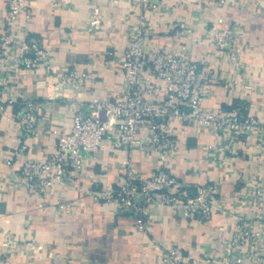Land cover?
I'll use <instances>...</instances> for the list:
<instances>
[{
	"label": "crops",
	"instance_id": "0c3cea01",
	"mask_svg": "<svg viewBox=\"0 0 264 264\" xmlns=\"http://www.w3.org/2000/svg\"><path fill=\"white\" fill-rule=\"evenodd\" d=\"M157 10L146 12L153 33L148 46L185 45L207 68L222 73L226 82L212 88L204 107L213 111H236L264 117V0H159ZM29 7L11 31L19 42L37 44L51 53V67L18 69L10 76L8 94L18 102L39 104L40 134L23 135L15 120L16 106L3 102L0 111V264H161V248L181 247L197 254L200 245L216 239L222 226L235 214L251 212L250 197H264V140L256 133L234 145L222 164H214L207 148L219 147L213 135L194 125L175 123L178 151L170 168L181 184L194 191L216 186L212 217L196 223L183 207L161 208L150 202L151 218L142 228L135 217L116 212L91 191L115 190L122 183V167L132 159L134 169L148 175L161 166L154 152H128L105 141L95 156L86 158L73 177L54 184L44 206L19 183L22 164L12 150L24 142L31 159L42 160L56 151L58 138L72 126L76 109L92 100L117 97L122 90L123 55L128 31L142 13L137 0H28ZM8 0H0V27ZM186 25V29L181 28ZM240 26L235 40L240 66L215 59L211 29ZM18 53V51H17ZM76 67L88 81L78 89L61 82L65 69ZM226 83L230 87H225ZM231 83V84H230ZM248 85L249 88L244 87ZM256 144V145H255ZM222 149L228 143L220 144ZM213 154V153H212ZM64 198L73 204L69 213L58 212Z\"/></svg>",
	"mask_w": 264,
	"mask_h": 264
},
{
	"label": "built area",
	"instance_id": "2783aa9c",
	"mask_svg": "<svg viewBox=\"0 0 264 264\" xmlns=\"http://www.w3.org/2000/svg\"><path fill=\"white\" fill-rule=\"evenodd\" d=\"M233 0H217L219 5ZM142 13L138 23L126 36L123 55L122 90L117 97L107 100L92 99L86 108L76 109L72 126L58 138L56 151L45 159H31L27 145L21 142L11 152L22 162L19 183L29 189L44 206L50 190L61 178H71L86 158L93 157L103 142L110 141L114 148L128 152L134 149L156 153L161 166L141 175L134 169L132 159L122 167V183L115 190L89 192L95 199L103 198L115 205L116 212L135 217V227L142 228L151 218L147 205L156 202L161 208L183 207L187 218L203 223L212 217L216 207L217 189L213 184L198 186L194 191L181 184L171 171L170 165L178 151L175 123L199 126L210 132L219 147L207 148L214 164H222L227 154L234 152V145L256 133L264 140V117L231 111H213L204 107L212 94V88L226 82L222 73L205 66V59L194 58L185 45L148 46L153 33L146 12L160 8L159 0H137ZM28 0H8L0 27V91L8 92L11 74L19 68L49 69L51 53L37 44L19 42L11 27L25 14ZM186 29V25L181 24ZM210 42L216 49L215 59L237 68L240 63L235 50V40L241 34L240 26L228 25L222 29L212 28ZM18 51V53H17ZM88 81L76 67L65 69L61 82L78 89ZM231 84V83H230ZM225 87H230L228 83ZM248 89L249 86L244 87ZM15 105L14 115L23 135L37 137L40 134L39 104L31 99L18 102L8 94L5 101ZM104 112V119L100 113ZM222 143L228 146L222 149ZM256 145V144H255ZM213 153V154H212ZM253 211L234 215L229 226H222L220 233L208 245H200L197 254L183 251L181 247L161 248V264H264V197H250ZM57 210L69 213L73 204L61 198Z\"/></svg>",
	"mask_w": 264,
	"mask_h": 264
},
{
	"label": "water",
	"instance_id": "95a60500",
	"mask_svg": "<svg viewBox=\"0 0 264 264\" xmlns=\"http://www.w3.org/2000/svg\"><path fill=\"white\" fill-rule=\"evenodd\" d=\"M100 118L104 119V112L103 111L100 113Z\"/></svg>",
	"mask_w": 264,
	"mask_h": 264
}]
</instances>
